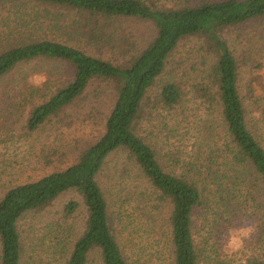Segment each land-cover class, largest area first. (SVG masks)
I'll return each mask as SVG.
<instances>
[{"label": "trees", "instance_id": "obj_1", "mask_svg": "<svg viewBox=\"0 0 264 264\" xmlns=\"http://www.w3.org/2000/svg\"><path fill=\"white\" fill-rule=\"evenodd\" d=\"M8 3H37L74 14L80 37L88 39L97 50L107 48L115 55L107 60L103 54L93 56L47 39H31L29 43L6 40L0 53V81L18 67L37 60L55 61L67 68L64 80H47L35 91L40 102L29 113L27 132L39 131L72 106L94 81L113 86L116 102L106 119L105 133L75 164L17 185L0 200V264H22L26 249L19 228L22 219L47 210L71 192L80 201H68L61 218L50 224L34 261L92 264L94 258L99 264H130L113 232L109 203L98 180L110 156L120 150L137 163L158 203L171 207L172 263L210 264L211 253L216 254L218 249L210 241L217 237L197 241L195 212L200 208H222L238 219L240 215L236 214L246 211L245 205L264 195V147L248 127L239 63L224 37L228 29L264 18V0H188L177 8H162L155 0H0V7ZM123 19L152 24L156 31L152 42L144 49L129 43L122 33ZM4 30V35L15 36L10 24L3 26ZM192 38L203 42L208 61L207 70L197 75L195 72L188 86L178 78L180 66L173 58L180 44ZM172 62L175 68L170 70ZM162 78L166 79L157 87ZM155 87L156 92L150 95ZM249 91L257 93L252 83ZM186 102L199 103L208 113L218 111L226 143L213 149L195 142L198 149L192 151L173 145L165 155L166 168L142 134L141 125L147 115L150 122L164 112L173 115L179 110L182 114L192 111ZM202 125L212 131L209 120H203ZM82 205L86 219L77 236L72 222ZM214 213L217 218L223 217ZM211 262L222 264L217 254ZM247 264L264 261L250 260Z\"/></svg>", "mask_w": 264, "mask_h": 264}, {"label": "rangeland", "instance_id": "obj_2", "mask_svg": "<svg viewBox=\"0 0 264 264\" xmlns=\"http://www.w3.org/2000/svg\"><path fill=\"white\" fill-rule=\"evenodd\" d=\"M187 1L155 0L162 8H177ZM75 19L77 17L74 14L48 5L8 3L0 7V53L4 51L6 40L29 43L31 39H47L72 45L93 56L103 54L104 59H114L115 55H111L107 48L97 50L88 39L80 37ZM121 23L123 36L139 49L146 48L156 35L150 23L137 19H123ZM7 24L12 26L15 36L4 35L6 30L3 31V26ZM224 37L239 63V85L248 127L264 147V18L228 29ZM120 57L123 58V55ZM205 58L208 59V56L199 38L182 42L173 58L180 66L178 78H182L188 86L192 84L195 72L197 75L207 70L208 60ZM174 68L172 62L169 69ZM66 72L67 68L61 63L37 60L18 67L0 81V200L17 185L66 170L105 133L106 119L116 102V92L113 86L101 81L92 82L80 99L51 118L39 131L27 132L25 126L29 113L40 102V97L34 94L38 87L29 83V77L40 73L47 77L46 81L57 83L65 79ZM255 78L258 81L255 82ZM163 79L166 78H162L157 87H160ZM251 83L257 89L256 95L249 91ZM156 90L155 87L150 95ZM253 96H257V100ZM199 103L186 102L189 108L193 107L186 114L180 110L173 115L164 112L150 122L147 115L141 125L142 134L144 132L143 135L154 146L159 161L166 168L165 155L173 145L192 151L198 149L195 142L210 145L213 149L226 143V132L218 111L208 113ZM203 120L210 121L211 132L204 129ZM98 180L109 203L113 232L128 262L173 264L169 225L171 207L158 203L155 191L129 154L123 150L112 154ZM73 198L80 201L74 193H66L47 210L22 219L19 228L26 247L22 264H40L34 260L40 254L41 241L48 233L47 228L61 218L65 205ZM244 208L246 211L236 214L240 215L238 219L222 208H200L194 214L197 241L217 237L210 243H216V254L222 264H239L241 260L246 261V264L250 260L264 261V195ZM215 211L223 217L217 218ZM85 219L86 210L82 205L72 222L75 235L82 233ZM249 226L253 231L245 239L244 248L229 256L225 245L230 229ZM216 254L211 253V261L216 258ZM211 261L209 263L213 264ZM92 264L99 263H95L93 258Z\"/></svg>", "mask_w": 264, "mask_h": 264}, {"label": "clouds", "instance_id": "obj_3", "mask_svg": "<svg viewBox=\"0 0 264 264\" xmlns=\"http://www.w3.org/2000/svg\"><path fill=\"white\" fill-rule=\"evenodd\" d=\"M46 79V76L37 73L29 77V83L33 86L39 87L46 81ZM252 231L253 229L250 226L230 229L227 236V243L225 245V251L229 256L239 253L244 248L245 239L249 237ZM239 264H246V261L241 260L239 261Z\"/></svg>", "mask_w": 264, "mask_h": 264}]
</instances>
